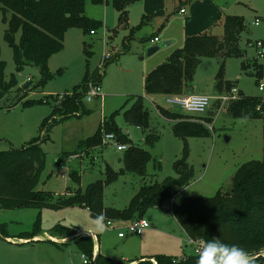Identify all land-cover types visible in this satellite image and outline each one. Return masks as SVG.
Masks as SVG:
<instances>
[{"label": "rangeland", "instance_id": "1", "mask_svg": "<svg viewBox=\"0 0 264 264\" xmlns=\"http://www.w3.org/2000/svg\"><path fill=\"white\" fill-rule=\"evenodd\" d=\"M189 1L192 3L194 0H166V3L170 14H174L179 8L187 9ZM217 1L222 4L226 15L242 17L244 30L235 52L222 60L203 57L196 67L192 94L212 98L208 110L199 116L186 114L179 106L168 104L165 96L143 95L142 76L146 74V68L158 59L160 61L155 66L163 64L170 56L169 48H160L147 56V50L155 45L148 41L152 31L145 24L135 31L136 40L131 39L124 50L128 30L118 27V13L112 6V0H102L99 4L85 0V16L101 22V26L93 35L83 28L68 29L62 50L48 60L50 78L43 83L39 68L26 65L17 69L12 48L4 38L6 25L0 16V62L3 63V81L10 85L0 97V151L20 148L36 138L40 139L45 166L36 190L50 193L54 198L65 193L68 196L104 180L106 166L119 173L123 166L122 151L116 150L115 143L104 142L102 148L86 152L78 147L116 111H119L115 116L118 128L136 146L148 150L152 159L146 166L144 178L119 173L113 182L104 187L105 208L123 210L142 186L174 178L173 164L181 158L186 146V163L193 171V179L187 187L176 189L170 201L145 213L149 229L141 236L128 235L121 239L118 233L123 232L130 221L104 219V231L93 232L99 238L101 253L111 260L121 263L136 260V263L143 255L148 258L166 255L180 259L193 254V246L171 213L172 207L182 198H211L218 192H229L238 168L263 158L262 120L234 118L228 110L233 101L222 104L220 97L228 93L215 92L214 84L222 64L223 80L235 86L238 94L264 98V89L259 90L260 83L264 86V75L257 80L256 70L251 66L255 62L256 66L264 68V56H259L256 47V41L264 40V28L253 24L256 18L264 17V0ZM178 20L175 19L176 22ZM136 22H132L134 25L130 27H137L139 22ZM209 33L221 36V23ZM18 40L19 33L15 36V41ZM105 53L110 55V59L100 68ZM96 74L101 75V96L89 103L84 102L85 108L91 109L90 115L70 118L65 125L64 122L52 124L42 132L44 121L51 119L52 106L60 100L58 97H68L86 76ZM142 95L150 114V128L159 136L152 147L145 145L144 132L127 125L122 116V110L131 105L133 97ZM27 101L39 103L24 106ZM156 106L201 125L209 135L190 137L184 143L173 133L174 121L162 118ZM55 117L60 119L58 114ZM73 173L79 178H73ZM95 218L81 206L0 210V230L8 237L0 235V264H83L76 241L80 237H88L83 235L84 228L94 229ZM107 221L112 222V229L106 226ZM55 227H59V231L53 234L51 232ZM61 227L81 235L76 237L75 233L66 237ZM34 233L37 236L31 238ZM252 257L256 264H264V250Z\"/></svg>", "mask_w": 264, "mask_h": 264}, {"label": "trees", "instance_id": "2", "mask_svg": "<svg viewBox=\"0 0 264 264\" xmlns=\"http://www.w3.org/2000/svg\"><path fill=\"white\" fill-rule=\"evenodd\" d=\"M102 3V0H92ZM139 0H112V6L118 13V27L128 29L124 50L135 31L146 24L143 17L137 27L128 26L127 7ZM85 0H0V16L6 25L4 38L12 48L14 62L18 70L30 65L39 68L43 82L50 78L47 63L51 56L63 48V40L68 29L83 28L90 34L101 26V22L91 20L84 14ZM222 36L209 32L187 37L181 48L174 50L167 60L151 70L144 79L145 96L175 97L188 95L193 90V77L201 58L213 57L222 60L237 49L241 32L244 30L242 17L226 15L221 21ZM19 33L18 42L15 41ZM230 50L229 53L227 51ZM220 54H224L219 57ZM256 70V79L262 78L264 68L251 64ZM222 64L215 78L214 90L217 93H229L235 86L223 80ZM256 80V81H257ZM101 83V75L86 76L72 93L52 106L51 119L45 120L42 132L52 124H61L70 118H81L89 114L84 106L87 83ZM12 84V83H11ZM3 81V63L0 62V97L7 91ZM240 94V93H239ZM238 94V99L230 103L229 113L234 118L260 119L263 122V158L242 165L232 178V188L227 193L218 192L211 198H182L171 209V213L191 240H210L218 238L227 244H236L244 248L251 256L264 250V98L247 97ZM43 102V101H40ZM36 101H27L24 106L34 105ZM46 103V101H45ZM54 103V102H53ZM159 115L174 121V135L186 143L190 137L209 135L201 125L188 122L180 114H173L168 109L156 106ZM58 114L60 119H56ZM119 111L104 119L97 131L81 141L78 147L86 152L102 148L103 137L112 134L115 141L125 145L122 152V169L119 173H130L144 178L146 166L152 156L146 149L135 146L115 123ZM124 122L144 132V143L152 147L159 139L158 134L150 128V114L145 107L144 98L133 97L131 105L122 110ZM170 121V122H171ZM187 149L183 148L181 158L173 164L174 178L164 179L161 183L142 186L123 210L105 208L103 205L104 187L113 182L119 173L112 168H105V179L88 185L83 191L72 195L54 198L52 194L38 191L36 187L45 166V153L39 138L20 148L0 151V210H17L24 208H63L81 206L90 211L92 216H104L107 220L134 221L144 218L152 208L160 207L170 201L176 189L187 187L193 179V171L186 163ZM78 179L75 173L71 174ZM55 227L51 233H56ZM64 230L66 237L76 231ZM0 235H3L0 230ZM37 234L31 235V238ZM50 236H53L50 234ZM29 239V237H23ZM76 244L78 249L90 258L93 241L89 237H80ZM197 255L190 254L180 259L166 255L144 258L135 264H196ZM95 264H123L101 254L95 256Z\"/></svg>", "mask_w": 264, "mask_h": 264}, {"label": "crops", "instance_id": "3", "mask_svg": "<svg viewBox=\"0 0 264 264\" xmlns=\"http://www.w3.org/2000/svg\"><path fill=\"white\" fill-rule=\"evenodd\" d=\"M179 2H181V0H179ZM189 3L190 1L187 4V9L179 8L177 11L175 10L174 14H170L169 9L167 8L166 0H139L136 2H132L127 7L128 26L130 27L131 25H134L132 24V22L137 23L136 20L140 23L141 19L143 17H146V25H148L149 29L152 31V36L148 39L149 43L151 45H159L161 43L158 50L160 48H169L168 53L171 54L174 50L179 49L183 46L184 41L187 37H192L198 34L209 32L218 23H221L224 16H226L222 4L217 0H194L192 3ZM180 10H184V13H180ZM176 18L179 19L177 22L175 21ZM217 36L221 37L222 35ZM155 38L158 39V42H153ZM132 40H136V38L133 36ZM124 45L125 43L123 44V46ZM158 61L160 60H156L154 62L155 64H153L151 67L146 68V74L142 76L143 80L145 79L147 73L157 67L155 65L156 63H158ZM143 95L145 96V94ZM143 95L141 97H143ZM88 112V115H90V108H88ZM65 123L66 121L64 122V125ZM98 128L99 127H97V129ZM98 243L99 238L97 236L95 256L97 254L103 255L100 251ZM144 258L148 257L146 255H143L140 256L138 260ZM134 261L136 260H125L123 264H135Z\"/></svg>", "mask_w": 264, "mask_h": 264}, {"label": "built area", "instance_id": "4", "mask_svg": "<svg viewBox=\"0 0 264 264\" xmlns=\"http://www.w3.org/2000/svg\"><path fill=\"white\" fill-rule=\"evenodd\" d=\"M180 13H184V10H180ZM254 26H260L262 25L264 28V17L263 18H256L254 21ZM91 35H93L94 33L91 32ZM153 42H158V39L155 38ZM256 47L258 48V53L260 57L264 56V40L262 41H256ZM110 59V55L109 54H104L103 55V59L102 62L100 64V68H102L104 65H106V62ZM264 86L262 83L259 84V90L263 91ZM101 96V89H100V85L93 83L92 81H90L88 83L87 86V91L85 93V98H84V102L85 103H89L91 101H93L94 99H98ZM61 101V99L63 98V96L58 97ZM166 102L168 104L171 105H177L179 106L182 111H184L186 114L189 115H202L204 114L210 104H211V100L212 98L207 97V96H202V95H195V94H188V95H182V96H175V97H165ZM238 99V92L236 91V89H231V91L226 95V96H221L220 100L221 103H225L227 104L230 101H234ZM104 142L106 143H115V147L117 151H125L126 150V146L119 144L115 141V138L112 134H106L103 137V144ZM62 177H64V174L62 175ZM106 226L109 227L110 229H112V222L107 221L106 222ZM150 228V224L144 219H137L134 221H130L124 228H123V232H119L118 233V237L119 238H125L126 236H140L145 230ZM81 233L77 232L76 233V237L80 236ZM88 236L90 239H92L93 241V247H97L96 243H97V237L95 235H93L91 237V235H86ZM189 243L193 246V254L197 255V249L199 247V242L200 240H191L188 239ZM82 258V263L83 264H95V249L92 252V255L90 258L86 257L85 255H81ZM154 264V262H153Z\"/></svg>", "mask_w": 264, "mask_h": 264}, {"label": "clouds", "instance_id": "5", "mask_svg": "<svg viewBox=\"0 0 264 264\" xmlns=\"http://www.w3.org/2000/svg\"><path fill=\"white\" fill-rule=\"evenodd\" d=\"M104 216L94 219V229L84 228L83 235L93 236V232H103ZM196 264H256L255 259L242 247L236 244H227L218 238L201 239L197 249Z\"/></svg>", "mask_w": 264, "mask_h": 264}, {"label": "water", "instance_id": "6", "mask_svg": "<svg viewBox=\"0 0 264 264\" xmlns=\"http://www.w3.org/2000/svg\"><path fill=\"white\" fill-rule=\"evenodd\" d=\"M159 47H160L159 45H158V46L155 45V46L149 48V49L147 50L146 55H147V56L152 55L154 52H156V51L158 50ZM229 52H230V50L227 51V53H229ZM223 55H224V54H220L219 57H222Z\"/></svg>", "mask_w": 264, "mask_h": 264}]
</instances>
